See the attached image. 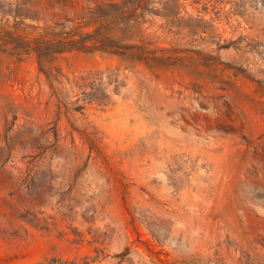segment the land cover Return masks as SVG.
I'll use <instances>...</instances> for the list:
<instances>
[{"label": "rangeland", "instance_id": "374dc122", "mask_svg": "<svg viewBox=\"0 0 264 264\" xmlns=\"http://www.w3.org/2000/svg\"><path fill=\"white\" fill-rule=\"evenodd\" d=\"M0 264H264V0H0Z\"/></svg>", "mask_w": 264, "mask_h": 264}]
</instances>
